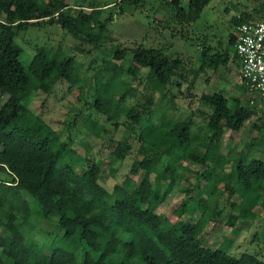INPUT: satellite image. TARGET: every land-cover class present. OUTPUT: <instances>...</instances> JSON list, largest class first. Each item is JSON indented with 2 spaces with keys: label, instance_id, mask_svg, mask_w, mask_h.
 Here are the masks:
<instances>
[{
  "label": "trees",
  "instance_id": "trees-1",
  "mask_svg": "<svg viewBox=\"0 0 264 264\" xmlns=\"http://www.w3.org/2000/svg\"><path fill=\"white\" fill-rule=\"evenodd\" d=\"M141 1L118 0L117 4L121 8L140 7ZM160 1L170 21L182 28L176 37L187 41L189 32L186 35L185 29L196 23L211 2L188 0L184 7L183 0ZM254 3L255 7L232 18L237 31L230 36L226 49L221 43L219 48L205 42L200 45L197 67L195 59L169 55L164 48L119 45L107 66L95 74L90 107L105 123L124 115L130 124L128 135L121 140L111 138L110 146L102 139L105 124L79 113L67 129L81 119L83 128L95 139L88 154L81 157L73 149L71 133L62 140L29 106L39 93L51 96L64 84L74 87L82 65L61 47H38L26 68L16 36L31 27L57 24L74 38L100 47L112 17L103 19L104 8H92L90 13L74 9L67 0H0V18H6L0 20V96L5 99L0 107V264H264L256 255L237 258L198 243L211 219L221 215L217 209L206 212L208 197L191 210L183 207L176 220L157 214L165 201L161 185L177 182L178 165L184 160L206 168L198 178L207 181L208 193L213 195L217 183L225 180L215 178L216 169L226 164L221 152L225 131H231L229 140H233L253 117L259 113L264 116V99L259 93L251 95L240 81V89L251 96L246 106L240 99L213 92L197 99L194 92L207 69L228 70L232 63L240 77L237 33L244 24L264 22V0ZM128 50L132 61L125 69L122 62ZM124 75L146 82L145 101L128 106L130 99H139V90L125 81ZM177 99H197L203 109L197 107L186 117L175 118L168 112L178 113ZM256 125L258 136L247 145L249 153L238 155L233 172L225 176V190L242 198L239 218L244 220L254 217V200L264 192V160L255 157L254 149L262 145L264 151V124ZM132 137L139 148L130 174L109 192L101 184L103 168L116 174L114 163L133 155ZM140 170L146 176L136 186L132 176ZM153 173L154 181L150 180ZM197 211L201 214L198 222L179 220L185 213ZM40 221L60 229L63 242L84 247L83 260L78 262L73 249L38 243L32 234Z\"/></svg>",
  "mask_w": 264,
  "mask_h": 264
},
{
  "label": "rangeland",
  "instance_id": "rangeland-1",
  "mask_svg": "<svg viewBox=\"0 0 264 264\" xmlns=\"http://www.w3.org/2000/svg\"><path fill=\"white\" fill-rule=\"evenodd\" d=\"M117 2L118 0H67V4L74 9L90 13L92 8H104L103 19L112 17L113 22L108 25L107 37L100 47L74 38L57 24L42 28L31 27L27 31L19 32L16 36V44L23 50L21 61L26 68L30 65L38 47L52 49L61 47L82 65L77 76L78 82L74 87L71 88L69 83L64 84L57 87L58 89L56 88L51 96L39 93L33 98L29 106L34 114L40 115L53 130L59 133L62 140H65L71 133L74 139L73 149L81 157L88 154L95 143V139L91 138L88 130L83 128L81 119L75 127L67 129L73 118L79 113L85 117L91 115L95 122L99 120L100 123L105 124V133H103L102 139L110 146L113 144L110 141L111 138L121 140L128 135L126 131L130 124L124 115L105 123L104 119L90 107L92 102L90 96L94 93L96 84L95 74L107 66L119 45L122 48H133L134 44L143 45L147 48H164L169 55L190 60L195 59L194 66L197 67L201 56L200 45L205 42L214 48H219L218 45L221 43L226 49L229 46L230 36L236 35L237 31L231 23L232 18L255 7L254 0H211L196 23L185 29L186 35L189 32V40L187 41L181 37H176L182 28L170 21L168 13L161 6L160 0H142L140 7L125 5L123 8ZM187 3L188 0H183L184 7H187ZM5 19L4 15L0 18L3 22ZM163 21L164 23H160ZM131 61L132 53L128 50L126 59L122 62L123 67L128 69ZM228 68V70L223 68L217 72L207 69L197 82L194 91L198 95L197 99L204 93L213 92L223 94L231 100L240 99L244 106L248 105L251 96L240 89L236 68L232 63L228 65ZM123 79L132 83L139 90V99H130L127 103L128 106L135 105L137 100H146L147 97L143 94V90L146 88L145 81L142 82L140 79L133 81L131 76L126 75L123 76ZM156 97L158 99V95ZM197 99H188L189 102L177 99L175 104L179 108L178 113L169 111L168 114L180 118L186 117L197 107L203 109L201 102L196 101ZM4 100L0 96V107ZM190 103L191 107L188 106ZM198 122H201V118L198 119ZM154 124L160 125L158 120H155ZM256 124H264V116L261 113L253 117L233 140H229L232 135L231 131H225L226 139L221 152L226 164L223 168L218 167L216 169L217 176H215L216 179L218 176H222L225 180L217 183L213 195L210 196L208 193L211 189H209L207 181L198 178V174H203L206 168L184 160L178 165L180 177L177 182H166L161 185V192L165 196V201L158 208L157 214L176 220L178 211L183 207L191 210L202 198L208 197L206 212L213 213L217 209L221 215H216L211 219L198 238V243L202 247L212 250L227 251L237 258L243 254H251L264 260V192L257 195L254 200L251 209L254 217L249 216L248 219L244 220L239 218L241 196L239 194L230 196L229 192L225 190L228 178L225 176H230L233 172L235 158L238 155L245 157L249 153L247 145L258 136V131L254 128L257 126ZM134 137H132L133 155L123 162L114 163L113 167L116 174L110 173L107 167L103 168L101 184L109 192H112L114 187L120 185L130 174L139 148ZM259 146H254L255 157L264 160L262 145ZM195 148L200 150V148ZM105 156H108V152ZM105 156L101 155L102 159ZM166 160L163 158L162 162H166ZM145 176L144 170H140L137 175L132 176L136 186L142 182ZM155 177L156 174H151L150 180L154 181ZM190 213H185L179 220L184 222L190 220L198 222L200 220L199 211L195 214ZM32 235L41 245L53 244L55 247L73 249L78 262L83 260L84 247H80L76 242L72 244L63 242L62 231L53 223L38 222V226Z\"/></svg>",
  "mask_w": 264,
  "mask_h": 264
},
{
  "label": "built area",
  "instance_id": "built-area-1",
  "mask_svg": "<svg viewBox=\"0 0 264 264\" xmlns=\"http://www.w3.org/2000/svg\"><path fill=\"white\" fill-rule=\"evenodd\" d=\"M236 52L240 59V77L251 95L264 99V22L244 24L237 33Z\"/></svg>",
  "mask_w": 264,
  "mask_h": 264
}]
</instances>
